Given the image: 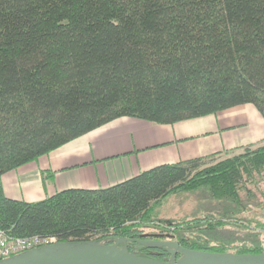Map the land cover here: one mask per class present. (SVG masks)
Listing matches in <instances>:
<instances>
[{
    "label": "trees",
    "instance_id": "obj_1",
    "mask_svg": "<svg viewBox=\"0 0 264 264\" xmlns=\"http://www.w3.org/2000/svg\"><path fill=\"white\" fill-rule=\"evenodd\" d=\"M242 104L264 118V0H0V229L112 243L144 233L151 203L173 192L204 187L241 204L239 191L253 196L247 184L264 176V145L31 203L8 198L1 176L119 117L172 124ZM241 253H264V243Z\"/></svg>",
    "mask_w": 264,
    "mask_h": 264
},
{
    "label": "crops",
    "instance_id": "obj_2",
    "mask_svg": "<svg viewBox=\"0 0 264 264\" xmlns=\"http://www.w3.org/2000/svg\"><path fill=\"white\" fill-rule=\"evenodd\" d=\"M262 145L264 118L252 104L172 124L123 116L4 173L1 184L8 198L31 203L66 189L108 188L162 164L215 160ZM165 198L151 203L143 225Z\"/></svg>",
    "mask_w": 264,
    "mask_h": 264
},
{
    "label": "rangeland",
    "instance_id": "obj_3",
    "mask_svg": "<svg viewBox=\"0 0 264 264\" xmlns=\"http://www.w3.org/2000/svg\"><path fill=\"white\" fill-rule=\"evenodd\" d=\"M223 158L217 157L214 161ZM206 161L210 164L213 160ZM256 181L247 184L253 196L239 191L241 204L213 198L204 187L168 194L156 206L148 224L140 228L148 234H173L176 242L178 237L185 238L188 244L196 248L215 250L223 246L229 253L259 246L264 243V176ZM166 216L169 217L166 219ZM210 219L213 225H208ZM169 224L178 226L174 233H160Z\"/></svg>",
    "mask_w": 264,
    "mask_h": 264
},
{
    "label": "water",
    "instance_id": "obj_4",
    "mask_svg": "<svg viewBox=\"0 0 264 264\" xmlns=\"http://www.w3.org/2000/svg\"><path fill=\"white\" fill-rule=\"evenodd\" d=\"M129 242L148 248H164L169 257L158 260L139 256L128 250ZM0 264H264V253L237 254L191 249L176 242L170 233H141L138 237L117 238L112 243L97 240L57 241L1 259Z\"/></svg>",
    "mask_w": 264,
    "mask_h": 264
},
{
    "label": "built area",
    "instance_id": "obj_5",
    "mask_svg": "<svg viewBox=\"0 0 264 264\" xmlns=\"http://www.w3.org/2000/svg\"><path fill=\"white\" fill-rule=\"evenodd\" d=\"M57 242L56 237H13L0 229V260L18 253Z\"/></svg>",
    "mask_w": 264,
    "mask_h": 264
},
{
    "label": "flooded vegetation",
    "instance_id": "obj_6",
    "mask_svg": "<svg viewBox=\"0 0 264 264\" xmlns=\"http://www.w3.org/2000/svg\"><path fill=\"white\" fill-rule=\"evenodd\" d=\"M163 239V238H162ZM178 256L176 255V258H177Z\"/></svg>",
    "mask_w": 264,
    "mask_h": 264
}]
</instances>
